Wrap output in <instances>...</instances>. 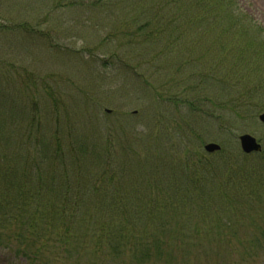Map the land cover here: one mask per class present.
I'll return each instance as SVG.
<instances>
[{
	"label": "rangeland",
	"instance_id": "obj_1",
	"mask_svg": "<svg viewBox=\"0 0 264 264\" xmlns=\"http://www.w3.org/2000/svg\"><path fill=\"white\" fill-rule=\"evenodd\" d=\"M149 1L156 0H0V118L5 120V124L0 125V136H17L21 152L32 151L45 158L55 149L61 147L65 150L66 146L70 148L69 145L77 155H90L101 149L100 145L105 141L106 145H112L113 152H118L120 148L122 152H129V148L122 150L117 145H122L119 136L123 133L135 139L134 148L143 149L148 142L150 147L156 148L152 139L147 140L148 131L151 135L156 132L179 144L171 151L172 155L179 154L185 146L189 155L195 147L201 150L204 143L216 142L221 145L223 153H232L231 150L238 153L234 167L239 165L247 171L252 162L264 175V125L257 117L264 110V87L249 97L247 112L242 115H234L227 108L223 111L217 107L212 109L214 106L204 100L205 92L210 88L207 80L201 82L200 92L196 93L202 95L203 102L194 103L202 110L190 111L186 103L172 102L170 98L176 97H158L160 100L156 105H149L152 96L144 79L156 84L161 82L154 78L153 73L160 60H155L157 63L150 61L151 57H160L156 55L157 48L153 49L156 44L145 50L143 46L147 45L139 38L140 33H136L135 37L143 46L138 42L128 43V35L126 39L119 37V40L112 36V27L119 24H124V33L139 29V25L150 15V5L154 6ZM232 1L236 15L239 11L247 15H239L242 21L264 30V0ZM262 34L264 37V31ZM156 42L159 43L158 40ZM189 42L183 46L191 48L187 51L193 56L195 50ZM178 51L183 52L182 49ZM239 52H243L240 46L225 54ZM245 55L247 57L241 59L248 63L244 70H253L250 65L252 59L248 57L252 52ZM167 57L166 63L169 64L174 58L171 55ZM215 57L219 64L217 69L223 77L226 74L240 76L248 73L231 69L226 58V62L222 63L220 55ZM193 66L189 63L190 70ZM196 68L199 69L198 66ZM254 71H257V76L262 72L258 67ZM219 88L215 91L220 93V100L223 101L228 96V84ZM168 89L166 94L171 95L175 91L185 99L183 96L187 91H182V85ZM234 90H238L237 86L231 83L233 95ZM191 95L194 96L192 92ZM157 112L164 117L160 128L154 119ZM140 132L145 133L143 138ZM242 133L254 136L261 143L263 152L249 154L246 160L237 139ZM9 142L15 148V141ZM170 143L162 141L160 145L165 147ZM56 157L58 159L59 156ZM60 162L56 163L57 167L61 166ZM44 164L43 169H35L34 175L47 171L52 176L51 165L48 161ZM244 182L247 183L245 189L237 191L232 208L224 214H228L225 217L229 222L223 215H218V219L226 224L224 227L228 226L227 232L233 231L231 238L221 243L223 245L217 251L208 250L210 254L195 257L187 254L184 257L183 243L171 240L173 257L152 256L148 260H137L133 257L138 242L135 236L124 237L125 243L121 245L103 243L97 247L92 237L84 239L88 226L77 221L82 215L77 217L76 212L71 225L75 242L73 250L70 246L59 257L57 252L60 251L48 245L39 252L38 263L30 261L20 252H14L17 248L15 244L10 248L0 246V264H264V183L256 181L250 185L249 180H243L240 186ZM34 189L33 183L24 188L25 191ZM28 195L33 194L30 192ZM36 196L51 206L44 193L37 190ZM178 198L182 200L186 197L178 195ZM91 205L87 207L95 216L98 213L96 206ZM237 210L240 215L251 218L237 225L238 219L234 214ZM80 213H83L82 209ZM80 221L83 222V218ZM92 221L95 219L92 218ZM255 221L263 229L257 230L258 225H247ZM134 231L135 234L137 230ZM184 234L187 235V231ZM210 247L214 245L208 246V249Z\"/></svg>",
	"mask_w": 264,
	"mask_h": 264
},
{
	"label": "trees",
	"instance_id": "obj_2",
	"mask_svg": "<svg viewBox=\"0 0 264 264\" xmlns=\"http://www.w3.org/2000/svg\"><path fill=\"white\" fill-rule=\"evenodd\" d=\"M149 2L154 6L150 5V15L146 17L143 24L139 25V29L124 33V24L112 27V36L118 40L119 37L126 39L128 35V43L142 44L144 42L147 45L142 44L145 50L150 45L156 44L153 49L157 48L156 55L160 57L157 59L151 57L150 61L157 63L155 60H160L159 68L155 67L153 73L154 78L161 82L156 84L144 79L147 91L152 96L149 105L151 106L152 103L156 105L160 100L158 97L165 96L168 99L176 97V99L170 98L172 102L186 103L190 111L202 110L194 103L203 102L200 98L202 95H196V93L200 92L201 82L207 80L210 88L206 90L203 97L214 106L212 109L215 110L217 107L223 111L227 108L234 115L246 113L249 97L256 94L259 88L261 91L264 87V37L262 34L264 30L258 25L254 26L242 21L239 15L243 14L242 17L247 15L240 11L239 15H236L234 12L236 7L232 0ZM136 33H140L138 37L142 39V42L137 40ZM132 36L136 39L130 38ZM188 41L195 50L193 56L187 51L191 48L183 46V44L187 45ZM238 46L243 48L242 53L225 54L227 51L229 54V51ZM179 49L183 52L178 51ZM251 52L252 55L248 57L252 59L250 65L253 70H244L245 64L248 65V63L242 62L241 59L247 57L246 53ZM166 55L174 58L169 64L166 63L168 58ZM215 55L221 56L222 63L227 60V64L230 65L228 67L231 69L236 68L248 73L240 76L226 74L223 77L217 69L219 64ZM162 58L165 60L161 61ZM189 63L194 65L191 70ZM196 66L199 67L198 70ZM256 67L262 70L259 76L257 71H254ZM231 83L238 89L234 90V95L230 91ZM226 84L229 89L228 96L221 101L220 93L215 90ZM181 85L182 91H187L186 96H183L185 99L175 91L171 95L165 93L168 87L170 90L173 86ZM206 114L209 115V112ZM210 115L214 116L211 113ZM154 119L158 123L157 127L160 128L164 117L157 112ZM4 124L5 120L0 118V125ZM139 134L143 138L145 133ZM119 137L122 138V145L119 143L117 145L122 147V150L129 148V152H122L121 148L118 152H113L112 145H106L107 141H105L101 144L103 146L101 149L90 155H77L69 145L70 148L66 146L65 150L61 147L53 148L55 149L53 154L44 158L32 151L21 152L16 142L17 136H0V142H3L0 145V246L10 248L15 244L17 248L14 252H20L24 256H37L41 249L57 243L61 247L57 255H63L70 246L72 250L74 248L71 225L75 221L77 212V217L82 215L77 221L88 226L86 227L87 236H84V239L92 237L97 247L100 242L106 241L110 242L111 246L115 243L124 244V237L129 234L138 239L135 248L139 252L148 250L150 242L153 247L160 250L166 246V241L158 234V228L155 227L152 230L150 225H155L157 212L160 213V217L156 226H160L161 213L164 210L175 209L173 199H168L164 193L177 195V192L184 190L199 196L200 206L209 210L219 235V228L222 231V227L226 224L218 219V215L224 216L226 210L230 209L232 203L234 204L237 191L245 189L247 183L244 182L240 186V182L249 180L250 185L256 181L264 183V175L259 167L257 170L258 165L251 162L247 171L239 165L234 167V159L238 157V153L232 150V153H223L221 150L215 154H206L195 147L191 151L193 153L188 155V148L185 146L179 154L172 155L171 151L179 144L156 132L154 135H151L149 131L147 133V140L152 139L156 148L150 147L149 142L143 149L134 148L135 139L130 138L127 133ZM13 140L16 143L15 148L9 142ZM162 141L171 143L163 147L160 145ZM181 145L184 146L182 140ZM56 155L59 156L58 159ZM85 156L89 157L84 158ZM245 157L247 160L248 156ZM54 159H57V162L61 161L60 167L56 166L57 162L53 163ZM47 161L54 171L52 176H49L47 171H39L34 175L35 169H43ZM244 165L248 164L244 163ZM56 169L60 171L57 172ZM239 176H243L244 179ZM62 178H64L63 183H61ZM176 178L182 180V186H175ZM31 183L36 189L25 191L24 188ZM73 183H77L82 188L91 187L100 191L99 200L85 199L78 189L73 188ZM37 190L47 196V203L51 206H47L40 197L36 196ZM30 192L32 196L28 195ZM83 194L87 195L85 192ZM55 200L57 203H54ZM91 203L96 206L98 212L95 216L87 207V205L92 207ZM81 209L83 213H80ZM66 214L68 215L65 216ZM235 215L238 220L246 218L245 215H240L238 210L235 211ZM82 218L83 222L80 221ZM92 218L95 219L94 222ZM134 230L140 231L134 234ZM117 235L119 238H114ZM133 254L144 255L142 252L135 251Z\"/></svg>",
	"mask_w": 264,
	"mask_h": 264
},
{
	"label": "water",
	"instance_id": "obj_3",
	"mask_svg": "<svg viewBox=\"0 0 264 264\" xmlns=\"http://www.w3.org/2000/svg\"><path fill=\"white\" fill-rule=\"evenodd\" d=\"M258 118L264 123V111L259 114ZM240 146L245 152L251 151H259L261 149L260 144L257 142L255 137L251 136L250 134H242L239 136ZM207 151H213L218 149L219 146L214 143H208L204 146Z\"/></svg>",
	"mask_w": 264,
	"mask_h": 264
}]
</instances>
